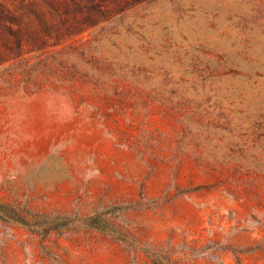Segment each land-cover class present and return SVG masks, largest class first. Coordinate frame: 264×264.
Listing matches in <instances>:
<instances>
[{"label": "rangeland", "instance_id": "374dc122", "mask_svg": "<svg viewBox=\"0 0 264 264\" xmlns=\"http://www.w3.org/2000/svg\"><path fill=\"white\" fill-rule=\"evenodd\" d=\"M0 200L108 218L0 264H264V0H0Z\"/></svg>", "mask_w": 264, "mask_h": 264}, {"label": "trees", "instance_id": "16d2710c", "mask_svg": "<svg viewBox=\"0 0 264 264\" xmlns=\"http://www.w3.org/2000/svg\"><path fill=\"white\" fill-rule=\"evenodd\" d=\"M104 213H93L89 215H65L62 218H49L48 215H45V221L40 222L38 225L30 224V221L23 217L22 213L19 211L18 208L13 206L12 204L8 202H4L0 200V218L22 223L26 226H38V228H35L34 230L40 232L43 235H46L50 233L53 229L57 228L58 223L69 225L71 223L75 222H81L88 228L93 229H100V230H106L107 229V220L108 218L103 216ZM163 259V258H162ZM154 264H166L165 260L161 259H154ZM167 264H176L174 259H168Z\"/></svg>", "mask_w": 264, "mask_h": 264}]
</instances>
